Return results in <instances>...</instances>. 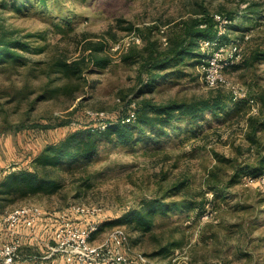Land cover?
I'll use <instances>...</instances> for the list:
<instances>
[{"label": "rangeland", "instance_id": "1", "mask_svg": "<svg viewBox=\"0 0 264 264\" xmlns=\"http://www.w3.org/2000/svg\"><path fill=\"white\" fill-rule=\"evenodd\" d=\"M204 9L218 22L217 40L241 48L239 61L224 69L229 85L245 94L241 102L226 86L204 84L198 64L209 56L205 39L164 70L150 65L151 52L163 57ZM94 43L109 59L105 68L89 62ZM255 53H264V0H0V179L30 168L48 143L80 126L97 127L89 113L114 120L131 99L220 100L219 113L205 111L192 130L165 129L134 145L102 144L89 161L60 162L55 191L17 197L0 214L22 204L59 213L79 203L102 213L93 242L123 227L136 264H264V183L245 180L264 174V129L254 132L248 120L264 108L258 97L264 57L255 60ZM81 56V73L66 78L56 71V62ZM179 184L181 191L171 192ZM159 198L173 204L147 232L117 222ZM25 241L21 254L39 255L42 247Z\"/></svg>", "mask_w": 264, "mask_h": 264}, {"label": "trees", "instance_id": "2", "mask_svg": "<svg viewBox=\"0 0 264 264\" xmlns=\"http://www.w3.org/2000/svg\"><path fill=\"white\" fill-rule=\"evenodd\" d=\"M218 27L214 16L204 9L202 17L185 28L183 36L173 41L163 57L157 55L155 51L151 52L149 57L152 69L164 70L171 62L193 55L195 46L200 39L211 41L218 38ZM100 44L94 43L95 47L90 51L92 54L89 62L98 68H105L109 64V59L98 55L104 51ZM261 56L264 57V53H255L254 59L259 60L263 58ZM81 57V61L60 60L56 62V71L66 78H72L75 74L81 73V65H85L86 60L85 56ZM151 76L153 77V74ZM258 97L264 106V92L260 93ZM219 101L214 97L190 101L171 100L165 103H155L149 99L136 102L131 99L121 116L105 121L104 129L80 126L63 138L45 145L34 156L30 168L3 173L0 179V206H4L6 202L20 196L55 191L59 187L52 175L55 167L63 161H89L97 155L102 144L106 146L134 145L148 136L155 137L154 134L165 129L174 132L181 130L182 127L192 130L200 123L201 115L205 111L219 113ZM241 101L242 99L237 102ZM132 103L135 105L136 118L132 122L125 123L123 119L128 115ZM248 120L254 132L264 129V108L259 117H249ZM181 188V184L176 185L171 189V192H180ZM205 202V200L202 201L196 208L202 210ZM172 204L166 203L160 198L150 199L143 202L139 209L124 213L117 222L125 223L129 230L143 234L150 230L154 217L161 213H167ZM177 244L174 243L171 247L174 248ZM163 252H165L164 249L156 254ZM40 253L39 255H41ZM22 264L40 263H37V260H32ZM49 264H52L51 261Z\"/></svg>", "mask_w": 264, "mask_h": 264}, {"label": "built area", "instance_id": "3", "mask_svg": "<svg viewBox=\"0 0 264 264\" xmlns=\"http://www.w3.org/2000/svg\"><path fill=\"white\" fill-rule=\"evenodd\" d=\"M202 46L209 52L208 58L198 64L206 87L216 89L226 86L234 102L245 98L243 92L229 85L224 75L225 68L239 61V45L222 44L216 39L204 40ZM248 102L254 107L253 99ZM89 114L92 119L98 120L97 128L106 127L102 113ZM135 118V105L132 103L123 122L129 123ZM245 180L246 184L255 181L264 183V174L258 179L249 176ZM101 215L100 209L79 203L70 204L66 211L59 213H45L35 204H22L6 210L0 214V264H22L32 260H50L52 264L138 263L137 258L129 253L128 235L123 227H114L102 243L93 242L94 235L101 228ZM40 231L45 232L46 239L41 238ZM25 240L41 246V255L23 256L21 252Z\"/></svg>", "mask_w": 264, "mask_h": 264}, {"label": "crops", "instance_id": "4", "mask_svg": "<svg viewBox=\"0 0 264 264\" xmlns=\"http://www.w3.org/2000/svg\"><path fill=\"white\" fill-rule=\"evenodd\" d=\"M1 238H2V237H1ZM1 238H0V239H1Z\"/></svg>", "mask_w": 264, "mask_h": 264}]
</instances>
